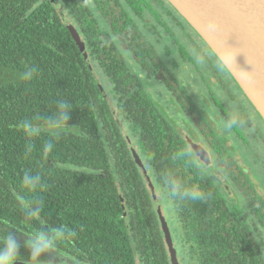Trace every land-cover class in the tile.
<instances>
[{"label": "trees", "instance_id": "trees-1", "mask_svg": "<svg viewBox=\"0 0 264 264\" xmlns=\"http://www.w3.org/2000/svg\"><path fill=\"white\" fill-rule=\"evenodd\" d=\"M55 3L0 0V237L15 231L21 245L16 263L29 264L26 241L44 229H66L75 235L60 234L55 248L41 258L45 264H172L158 211L161 195L156 192V208L143 162L137 161L121 125L125 122L118 121L115 105L102 91L95 61L114 96H122L129 126L140 130L136 145L158 182L164 185L171 173L184 185L211 193L203 201L171 198L191 263L264 264L250 229L225 200L198 180L180 155L183 170L168 164L165 123L122 58L121 52L129 51L145 60V52H154L132 11L141 14L149 7L181 31H187V21L166 0H61L60 8ZM65 21L78 28L87 57ZM193 32H187L190 40L212 52ZM61 98L73 111L68 124L56 129L46 121ZM26 120L39 136H26ZM57 131L53 152L45 157L43 144ZM25 172L40 175L42 187L28 191L22 184ZM37 201L42 210L30 220L24 212Z\"/></svg>", "mask_w": 264, "mask_h": 264}, {"label": "flooded vegetation", "instance_id": "flooded-vegetation-1", "mask_svg": "<svg viewBox=\"0 0 264 264\" xmlns=\"http://www.w3.org/2000/svg\"><path fill=\"white\" fill-rule=\"evenodd\" d=\"M52 2H56L55 5L60 8L61 4L58 0H52ZM70 19L74 21L73 18ZM129 53L133 59H138L142 69L147 70V79L150 84H153L150 76L154 77L157 83H159L158 80L161 81L160 94L152 92L148 83L143 87L146 94L154 100L158 114L165 123L167 138L163 149L169 151L170 156L166 161L174 166H176L174 163H177L180 169H182V160L185 161L186 166L191 165L197 179L207 183L212 192L219 194L232 213L250 229V234L257 242L264 260L263 251L252 233V228L255 227L261 232L264 231L262 223L264 172L258 173L259 169L256 165L258 163L261 167L264 166L263 119L226 68L212 54L213 52H195L200 55L204 64L199 62L200 64H196V68L186 75L190 78V86L186 84V81H179L174 76L178 72L176 69L179 65L178 61H174L167 67L153 53V50L145 52V60L138 58L134 52ZM179 56L182 60L185 55ZM124 62L130 71L134 72L125 60ZM135 75L138 76L136 73ZM138 77L144 83L143 77ZM191 87L193 92L190 90ZM190 95L193 97L190 98ZM106 96L109 99L107 93ZM114 98L111 97V102L113 105L118 104L117 109L115 105L114 113L118 121H121L123 119L120 107L122 96L116 94ZM233 115H238V123L230 129L226 128V124ZM139 132L140 130H136L138 136ZM179 155L182 159L180 162ZM152 167L146 158L143 168L148 187L147 178H153L152 185L155 184L154 178L157 179L155 174L152 175ZM243 201L246 206H242ZM159 202L162 205L161 201ZM154 204L157 208L155 201ZM243 211L252 215L257 224L252 226L246 224L248 219L242 216ZM164 216L166 218V215Z\"/></svg>", "mask_w": 264, "mask_h": 264}, {"label": "water", "instance_id": "water-1", "mask_svg": "<svg viewBox=\"0 0 264 264\" xmlns=\"http://www.w3.org/2000/svg\"><path fill=\"white\" fill-rule=\"evenodd\" d=\"M166 1L205 42L264 121V0ZM65 25L87 57L85 44L77 29L69 22ZM137 161L141 163L139 159ZM147 181L153 199L158 203L155 188L149 178ZM158 211L171 263L179 264L160 205Z\"/></svg>", "mask_w": 264, "mask_h": 264}, {"label": "rangeland", "instance_id": "rangeland-1", "mask_svg": "<svg viewBox=\"0 0 264 264\" xmlns=\"http://www.w3.org/2000/svg\"><path fill=\"white\" fill-rule=\"evenodd\" d=\"M61 4V0H58ZM131 16H133L142 31V33L146 36L147 41L154 47V50L156 52H153L156 54V56L161 60L164 66H171L170 64H173L174 61H178V68L177 74L174 75L176 78H178L179 81L183 80L186 81V84L190 86L191 81L190 78L186 75L190 72V70H194L196 68V64H200L197 60V57H200L199 54H196L195 52H208L206 48H199V43L194 44L192 40L187 36V32L194 36V32L192 28H190L188 25H185V29L183 31L179 30L178 27H175L172 25L173 23L167 21L168 19L166 15H161L160 18L156 17V15L149 10V7L145 9V11L141 14H138L136 12H131ZM161 21L169 26V30H166L165 25H161ZM160 28L161 32L160 34H157L155 29ZM198 39V38H197ZM201 49V50H200ZM123 60L127 62V64L130 66V68L138 75L140 78L143 79L145 86L146 83L150 85V90L154 92L155 94H160L162 91V85L159 83L161 82L158 80L159 83L156 82V79L152 76H150V80L153 84H150L149 80L147 79V70H144L141 68V64H139L138 59L135 60L130 56L129 52H121ZM180 54H184V59H180ZM203 60V59H202ZM203 63V62H202ZM204 64V63H203ZM94 70L97 73V75L100 77V82L103 90L108 94V96L111 98L113 96L114 98V92H113V85L111 84L110 79H108L107 75L105 74L103 68L101 67L100 63H97L93 61ZM175 71V70H173ZM185 73V75H184ZM175 74V73H174ZM155 84V85H154ZM149 90V89H147ZM191 92H193V88H190ZM162 99L163 96L161 95ZM193 95H190V98H192ZM115 99V98H114ZM117 107V103H115ZM115 108V107H114ZM122 109V115L124 116V120L121 119V121H124L125 123H121L123 125L125 130V135L127 140L131 142L130 146L132 148L135 147L134 154L137 159H139L141 162H145V156H142L141 151L138 149V135L133 130L132 126L128 120L126 119L124 115L123 107ZM264 132V128H262ZM264 158V157H263ZM248 160V158H247ZM258 166V173L264 172V166L261 167L260 164H256ZM150 168V167H149ZM151 169V168H150ZM152 172V175L154 176V172ZM150 181L153 180V178H149ZM155 186L153 185L156 192L161 195V208L166 214V222L168 224L169 230L171 232V238L173 240L174 247L176 248L177 252V258L179 261V264H193L191 263L190 258V252L187 247V238L185 235V231L182 230V221L178 218L176 207L174 206L173 200L171 199L170 192L167 188V184L161 185L156 178H154ZM242 206H246L245 201L242 202ZM242 216L247 217L246 224L248 223L250 226L253 224H257L256 220L252 217V215L246 213L243 211ZM253 236H255L256 240L258 241L261 250L263 251V257H264V231L261 232L260 230H257V227L254 229L252 228ZM198 264V261L195 263Z\"/></svg>", "mask_w": 264, "mask_h": 264}, {"label": "clouds", "instance_id": "clouds-1", "mask_svg": "<svg viewBox=\"0 0 264 264\" xmlns=\"http://www.w3.org/2000/svg\"><path fill=\"white\" fill-rule=\"evenodd\" d=\"M198 62L202 63L201 57H197ZM73 109L70 101L66 99H59L55 102L54 110L51 115L47 117V123L56 129L68 124ZM238 123V115H233L232 118L226 124V128H231ZM22 127L27 137L31 138L39 136L40 133L35 124L31 121H24ZM59 132H55L51 135L43 144V154L48 157L54 149V141L58 139ZM165 183L170 192L171 198L177 201H203L211 196V193H205L195 186H186L183 183L172 177L171 173H166ZM23 186L28 191H35L42 187V178L38 174H32L31 172H25L22 179ZM43 204L41 201H37L35 205L25 210L24 215L30 220H34L41 212ZM67 234L74 236L75 232L68 231L66 229L50 230L44 229L42 233L31 243H25V247L29 250V264H45L41 259L49 254L56 245V241L60 234ZM20 242L15 231H10L6 235L0 237V264H16L17 260H20Z\"/></svg>", "mask_w": 264, "mask_h": 264}]
</instances>
